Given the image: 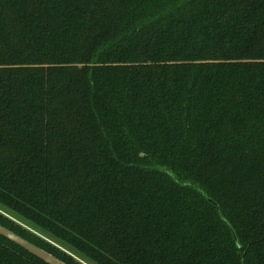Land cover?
Listing matches in <instances>:
<instances>
[{
  "label": "trees",
  "instance_id": "obj_1",
  "mask_svg": "<svg viewBox=\"0 0 264 264\" xmlns=\"http://www.w3.org/2000/svg\"><path fill=\"white\" fill-rule=\"evenodd\" d=\"M0 224L67 264H264V0H0Z\"/></svg>",
  "mask_w": 264,
  "mask_h": 264
},
{
  "label": "water",
  "instance_id": "obj_2",
  "mask_svg": "<svg viewBox=\"0 0 264 264\" xmlns=\"http://www.w3.org/2000/svg\"><path fill=\"white\" fill-rule=\"evenodd\" d=\"M0 235L5 237L6 239L12 241L13 243L19 245L32 255L38 257L42 261L47 264H67L64 261L60 260L53 254L45 251L44 249L38 247L37 245L29 242L28 240L24 239L23 237L17 235L10 229L4 227L0 224Z\"/></svg>",
  "mask_w": 264,
  "mask_h": 264
},
{
  "label": "rangeland",
  "instance_id": "obj_3",
  "mask_svg": "<svg viewBox=\"0 0 264 264\" xmlns=\"http://www.w3.org/2000/svg\"><path fill=\"white\" fill-rule=\"evenodd\" d=\"M12 219H14V218H12ZM16 222H18L17 220H16ZM19 223V222H18ZM86 264H88V263H86Z\"/></svg>",
  "mask_w": 264,
  "mask_h": 264
}]
</instances>
